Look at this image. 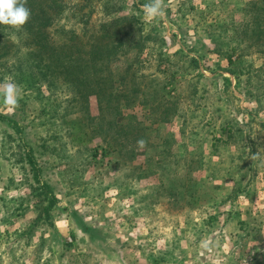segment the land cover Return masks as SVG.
<instances>
[{
  "label": "rangeland",
  "instance_id": "374dc122",
  "mask_svg": "<svg viewBox=\"0 0 264 264\" xmlns=\"http://www.w3.org/2000/svg\"><path fill=\"white\" fill-rule=\"evenodd\" d=\"M149 2L98 0L90 19L94 30L139 22L123 28L121 50L132 51L113 64L119 91L134 97L129 108L122 96L114 141L95 96L76 111L65 92L11 73L1 52L0 84L18 95L14 107L0 97V264H86L87 245L105 253L97 264H205L235 206H264V39L248 12L258 0H163L151 22ZM69 15L60 25L79 30ZM21 37L0 25V42ZM73 126L91 143L73 147Z\"/></svg>",
  "mask_w": 264,
  "mask_h": 264
},
{
  "label": "trees",
  "instance_id": "16d2710c",
  "mask_svg": "<svg viewBox=\"0 0 264 264\" xmlns=\"http://www.w3.org/2000/svg\"><path fill=\"white\" fill-rule=\"evenodd\" d=\"M97 1L27 0L26 7L30 9L31 16L27 24L19 29L22 37L17 41L7 39L4 43L0 42V46L3 45L0 47V58L1 52L6 54L7 50V67L11 73H18L31 87L48 84L56 93L65 92L70 97L67 106H73L76 111L86 107L90 97L95 96L106 137L114 141L123 95L119 91V79H116L113 64L132 51L121 50L126 45L121 37L123 28L136 29L139 22L132 16H119L94 30L90 19ZM250 7L248 12L254 13V17L251 14L253 33L257 37L255 42H258L264 39V0L251 2ZM66 13L74 17L79 30H68L65 25H60L59 21ZM139 38L142 40L144 37ZM123 98L126 107L133 106L134 97L131 94ZM153 99V103L158 102V108L168 103L165 98ZM106 115L109 117L106 118ZM166 117L167 114L162 113L157 120L170 121ZM98 127L94 126L92 131ZM69 139L73 147H83L94 138L92 132L73 126Z\"/></svg>",
  "mask_w": 264,
  "mask_h": 264
},
{
  "label": "crops",
  "instance_id": "0c3cea01",
  "mask_svg": "<svg viewBox=\"0 0 264 264\" xmlns=\"http://www.w3.org/2000/svg\"><path fill=\"white\" fill-rule=\"evenodd\" d=\"M232 138L233 134L229 132L226 138H216L212 142V146H215V142L224 143L225 140L227 142ZM235 209V218L229 219L227 223L228 231L218 236L216 234L212 235L211 239L214 240L219 237L222 240V245H218L217 250L215 249L212 252L211 257L213 259L205 264H264V206H235ZM261 211L263 217L260 218L259 213ZM195 221L199 220L196 219ZM164 229V237H169L170 234L166 232V227ZM179 235L186 238L187 234L183 231L182 226ZM189 237L195 241L191 234ZM196 244L199 245L198 242ZM227 247H229L228 250H225ZM78 253L84 255L86 253V257H88L86 264H97L100 261L99 257H105V253L91 252L88 245L79 247ZM115 257L119 260L116 264H135L129 262L125 255ZM156 261L159 262L160 260L154 256H148V260L144 263L154 264Z\"/></svg>",
  "mask_w": 264,
  "mask_h": 264
},
{
  "label": "clouds",
  "instance_id": "9594fccd",
  "mask_svg": "<svg viewBox=\"0 0 264 264\" xmlns=\"http://www.w3.org/2000/svg\"><path fill=\"white\" fill-rule=\"evenodd\" d=\"M27 0H0V25L10 26L14 29H21L30 19L31 11L26 7ZM144 19L151 22L154 18L164 15L163 0H150L142 5ZM17 86L12 82L0 84V97L3 104L8 107L17 105ZM137 144L143 147L145 141L138 140Z\"/></svg>",
  "mask_w": 264,
  "mask_h": 264
}]
</instances>
